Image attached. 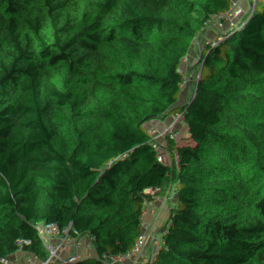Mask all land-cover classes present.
Wrapping results in <instances>:
<instances>
[{
	"label": "trees",
	"instance_id": "obj_1",
	"mask_svg": "<svg viewBox=\"0 0 264 264\" xmlns=\"http://www.w3.org/2000/svg\"><path fill=\"white\" fill-rule=\"evenodd\" d=\"M263 54L264 0H0V264L139 243L149 264H264V74L137 238L166 155Z\"/></svg>",
	"mask_w": 264,
	"mask_h": 264
},
{
	"label": "built area",
	"instance_id": "obj_2",
	"mask_svg": "<svg viewBox=\"0 0 264 264\" xmlns=\"http://www.w3.org/2000/svg\"><path fill=\"white\" fill-rule=\"evenodd\" d=\"M264 74V56H259L256 61L241 75L231 74L229 82L223 94L221 101L212 107L211 111L205 117L207 125L211 133V141L205 143L196 131L192 132L191 139L182 145L175 146L166 156L168 160L176 159L182 161L178 169L171 172L168 176L176 178L179 176L187 167V165L193 161L203 157L207 151L212 147L216 136L220 133V125L225 113L233 106L237 98L246 90H248L254 82ZM162 183H160V190L162 189ZM146 189L144 194L147 193ZM141 204L143 206L144 215L142 219L145 220L151 210H154L159 214L162 210V202L156 206L148 205L144 199ZM134 252L127 260L114 259L111 264H141L143 259H147V251L144 244L139 243L134 245ZM144 257V258H141Z\"/></svg>",
	"mask_w": 264,
	"mask_h": 264
},
{
	"label": "crops",
	"instance_id": "obj_3",
	"mask_svg": "<svg viewBox=\"0 0 264 264\" xmlns=\"http://www.w3.org/2000/svg\"><path fill=\"white\" fill-rule=\"evenodd\" d=\"M262 56H264V54ZM195 131L206 144L211 141V133H210L209 127L205 119H202L197 123L195 127ZM167 162L168 161H166L164 165L156 172L154 176L155 180L152 183V186L149 188V190H147V193L144 194V201L151 207L153 205L156 206L157 204L160 203V201H158V197L161 194L159 185L161 182L164 181L165 177L158 176V174L160 171L161 173L163 172L165 164ZM157 219H158V213L155 212L154 210H151L150 213L147 215L146 219L142 222V225L139 231L140 234L138 233L137 236H139L140 238H143V237L150 235L151 232L153 231L152 229H153L154 224L157 223ZM106 257L110 260H114V259L122 260L124 257V254L121 251H116V252L106 255ZM145 261L147 262V264H149V259H144V261L142 260L141 264H144Z\"/></svg>",
	"mask_w": 264,
	"mask_h": 264
},
{
	"label": "rangeland",
	"instance_id": "obj_4",
	"mask_svg": "<svg viewBox=\"0 0 264 264\" xmlns=\"http://www.w3.org/2000/svg\"><path fill=\"white\" fill-rule=\"evenodd\" d=\"M205 119V118H203ZM207 123V122H206ZM210 130V129H209ZM181 162L182 161H177L176 159H172V160H169L166 164H165V167H164V170L163 172L161 173V171L159 172L158 176H164L165 178L171 173L173 172L174 170L178 169L179 165H181ZM154 178L152 180V182H154ZM155 228V224L153 226V229L154 230ZM153 232V231H152ZM140 234V233H139ZM123 254H124V257L122 260H127L131 255L132 253L134 252V248L132 247H129L126 251L125 250H122L121 251ZM141 258H144V257H141ZM105 259L107 260L108 263L111 264V262H113L114 260H110L108 259L107 257H105ZM144 261V259H143ZM144 264H147V262L145 261Z\"/></svg>",
	"mask_w": 264,
	"mask_h": 264
},
{
	"label": "clouds",
	"instance_id": "obj_5",
	"mask_svg": "<svg viewBox=\"0 0 264 264\" xmlns=\"http://www.w3.org/2000/svg\"><path fill=\"white\" fill-rule=\"evenodd\" d=\"M159 213H160V212H159ZM158 215H159V214H158ZM143 221H144V220H143ZM156 225H157V223L155 224V228H156ZM155 228H154V230H155ZM154 230H153V231H154ZM151 234H152V232H151ZM151 234H150V235H151ZM147 259H148V258H147Z\"/></svg>",
	"mask_w": 264,
	"mask_h": 264
},
{
	"label": "water",
	"instance_id": "obj_6",
	"mask_svg": "<svg viewBox=\"0 0 264 264\" xmlns=\"http://www.w3.org/2000/svg\"><path fill=\"white\" fill-rule=\"evenodd\" d=\"M225 32H226V29H225V31H224V35H225ZM224 38V37H223ZM241 75V74H240ZM153 233V232H152ZM137 238H140L139 236H137Z\"/></svg>",
	"mask_w": 264,
	"mask_h": 264
}]
</instances>
